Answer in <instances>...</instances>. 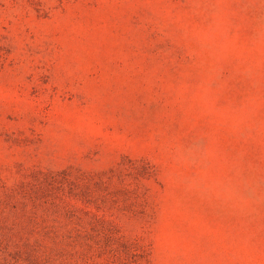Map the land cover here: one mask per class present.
I'll return each mask as SVG.
<instances>
[{
    "label": "rangeland",
    "instance_id": "1",
    "mask_svg": "<svg viewBox=\"0 0 264 264\" xmlns=\"http://www.w3.org/2000/svg\"><path fill=\"white\" fill-rule=\"evenodd\" d=\"M0 264H264V0H0Z\"/></svg>",
    "mask_w": 264,
    "mask_h": 264
}]
</instances>
